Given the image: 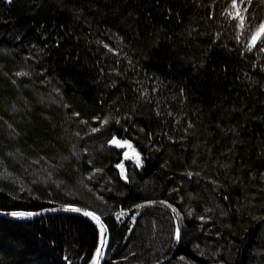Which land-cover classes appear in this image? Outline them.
<instances>
[{
  "label": "trees",
  "instance_id": "16d2710c",
  "mask_svg": "<svg viewBox=\"0 0 264 264\" xmlns=\"http://www.w3.org/2000/svg\"><path fill=\"white\" fill-rule=\"evenodd\" d=\"M236 2L243 29L232 0H0V209L94 211L105 264H264V0ZM99 240L0 215V264H92Z\"/></svg>",
  "mask_w": 264,
  "mask_h": 264
},
{
  "label": "snow or ice",
  "instance_id": "6c2138e0",
  "mask_svg": "<svg viewBox=\"0 0 264 264\" xmlns=\"http://www.w3.org/2000/svg\"><path fill=\"white\" fill-rule=\"evenodd\" d=\"M9 3H11V0H8ZM247 4L250 5L251 4V0H246ZM245 0H241V4H244ZM232 7L236 9V14L235 17L233 18H238L240 21L239 26L241 27V29H243L245 27V17L243 15V13L240 10V7L237 5L236 0H232ZM243 12L246 13L247 12V7H245L243 9ZM258 41H262L264 42V22L260 23L252 32L251 37L249 42L246 45V50L247 51H251L253 48H255L256 44ZM260 51L264 52V47H261ZM23 75V73L21 74ZM105 123H107V120L104 121ZM98 129H93V131H97ZM111 144L117 146V147H129L131 148V144L128 141H121L115 137L112 138V140L110 141ZM128 154L125 153V157L127 158ZM136 162L137 164H140V158L139 155H136ZM119 167L122 170V175H123V165H119ZM126 178V177H125ZM140 207H143L142 205ZM170 207V205H169ZM71 211H76V212H80L81 209L79 208H71ZM173 211H176L175 209H173ZM11 215L13 216H31L34 215L33 213H23V212H13L11 213ZM83 215L87 216V217H91L99 226H100V245L101 247H98L96 249V254L95 257L93 258L92 264H100V258L102 256V249L106 244V239H105V232H106V228L105 225L103 224L100 216L96 215L95 212H90V211H84ZM125 213L123 211L117 213V219H120V217L124 216ZM175 237L177 240L180 239V229L177 227L176 232H175Z\"/></svg>",
  "mask_w": 264,
  "mask_h": 264
},
{
  "label": "water",
  "instance_id": "95a60500",
  "mask_svg": "<svg viewBox=\"0 0 264 264\" xmlns=\"http://www.w3.org/2000/svg\"><path fill=\"white\" fill-rule=\"evenodd\" d=\"M71 208H79V209H81V211L80 212L71 211L70 210ZM84 211L94 212V211H92L90 209H87L85 207L68 205V206H55V207L45 208V209H42V210H39V211H20V212H23V213H33L34 214V215H31V216H20V217L11 215V213H13V211L6 212V211H2L0 209V215L5 216V217H9V218L24 219V218L41 217V216L53 215V214H76V215L85 217L88 220L92 221L97 226V228L99 230V233H100V226L91 217H87V216L83 215ZM96 215L100 216L97 213H96ZM100 218H101V220H102V222H103V224L105 225V228H106V232H105L106 244H105V246L102 249V253L103 254H102L101 258H100V264H105V260H106L108 249H109V245H110V231H109V228H108L106 222L103 220V218L101 216H100ZM98 247H101L100 240H99V246Z\"/></svg>",
  "mask_w": 264,
  "mask_h": 264
},
{
  "label": "rangeland",
  "instance_id": "374dc122",
  "mask_svg": "<svg viewBox=\"0 0 264 264\" xmlns=\"http://www.w3.org/2000/svg\"><path fill=\"white\" fill-rule=\"evenodd\" d=\"M126 148H127V146H125ZM125 147H120V148H125ZM128 149V148H127ZM129 150L131 151L132 149L131 148H129ZM133 153L131 154L132 156H136V153H135V151L133 150L132 151ZM40 182H41V180H40Z\"/></svg>",
  "mask_w": 264,
  "mask_h": 264
},
{
  "label": "bare ground",
  "instance_id": "6f19581e",
  "mask_svg": "<svg viewBox=\"0 0 264 264\" xmlns=\"http://www.w3.org/2000/svg\"><path fill=\"white\" fill-rule=\"evenodd\" d=\"M127 148H128V150H127L125 153L131 155V154L133 153V152H132L133 150L130 151V150H129V147H127ZM124 168H125V167L123 166V169H124Z\"/></svg>",
  "mask_w": 264,
  "mask_h": 264
}]
</instances>
